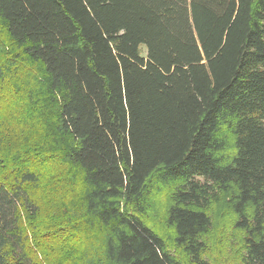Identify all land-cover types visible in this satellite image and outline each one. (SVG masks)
<instances>
[{
    "label": "trees",
    "instance_id": "obj_1",
    "mask_svg": "<svg viewBox=\"0 0 264 264\" xmlns=\"http://www.w3.org/2000/svg\"><path fill=\"white\" fill-rule=\"evenodd\" d=\"M0 25L60 97L41 147L0 118V264H182L143 220L153 178L191 264H210L202 236L225 193L242 264H264V0H0ZM1 61L0 79L15 64ZM46 177L79 192L83 216L63 236L39 222L33 243L22 215Z\"/></svg>",
    "mask_w": 264,
    "mask_h": 264
},
{
    "label": "rangeland",
    "instance_id": "obj_2",
    "mask_svg": "<svg viewBox=\"0 0 264 264\" xmlns=\"http://www.w3.org/2000/svg\"><path fill=\"white\" fill-rule=\"evenodd\" d=\"M15 46L4 34L0 25V60H3L1 62L4 63L5 57H8L15 63L9 67L12 71L8 72L9 74L5 73V76L0 79V118L4 126L12 122L13 127L6 125L5 129L10 133L15 130L14 127L21 130L22 134L25 130L32 133L35 137L33 143L39 147L44 137L53 136V125L56 122L58 112L57 101L60 100V97L48 93L47 80L41 74L40 66H37L36 69L28 62L13 55L17 49ZM140 50L144 54L145 46L142 45ZM36 84L38 88H36ZM13 145L18 147L14 150L13 153H15L16 150L24 146V139L20 143L14 141ZM10 146L12 148V144ZM232 146L233 139L230 137L226 151H230ZM17 161L19 162V158ZM9 168L11 170L10 165L6 164L5 169ZM60 169L66 170L65 166H60ZM55 179L56 177H46L34 192V215L30 219L26 214L22 215L23 224L29 232V239L33 243L37 239L36 230L33 231L32 228L39 227V222L47 224L49 218L56 219V223L61 227L59 236H63L71 233L69 230L61 233L63 227L65 228L62 223L65 219L67 223L68 221L72 222L73 219L78 223L82 219V212L77 213L76 207L72 206L74 202L79 201V192L75 196L67 195L66 193L70 191L66 189L70 184L62 179L59 183ZM149 188L151 193L147 199L143 220L163 239L166 249L178 261L182 264H191L182 248L176 245L174 230L166 221L167 210L171 203L172 188L161 186L154 178L150 181ZM73 193L75 194V192ZM225 194H220L219 199L213 201L208 209L212 225L208 232L202 236L205 242L203 257L210 264H242L245 251L243 243L245 231L236 226L237 216L230 208L229 194ZM47 230L48 232L56 231L48 225ZM95 238H97V233H94L91 237L80 236V242L88 245V248L85 247L82 250L85 255L92 257L93 252H90L92 249L97 253L98 243L93 241ZM50 243L53 244L51 247L56 244L55 241ZM64 243L70 245L71 242L64 241ZM46 254H48L47 257L51 261L47 251ZM57 264H59L58 260Z\"/></svg>",
    "mask_w": 264,
    "mask_h": 264
}]
</instances>
